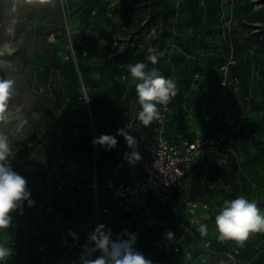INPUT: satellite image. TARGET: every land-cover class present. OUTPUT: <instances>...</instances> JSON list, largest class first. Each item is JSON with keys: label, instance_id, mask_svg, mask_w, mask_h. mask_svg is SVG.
Here are the masks:
<instances>
[{"label": "rangeland", "instance_id": "obj_1", "mask_svg": "<svg viewBox=\"0 0 264 264\" xmlns=\"http://www.w3.org/2000/svg\"><path fill=\"white\" fill-rule=\"evenodd\" d=\"M149 46L164 52L155 67L179 91L171 100L177 109L169 115L168 134L177 137L176 125L190 117L225 135L217 149L227 159H212V171L247 195L257 189L253 197L264 212V0H0V76L15 81L11 115L0 132L24 152L35 151L40 165L55 150L89 162L91 141L110 134L117 147L98 145L99 164L131 175L136 168L124 154L133 149L117 130H134L137 142L144 125L124 66L147 63ZM18 116L28 121L23 129ZM107 192L99 190L102 203ZM94 197L91 191L78 198L74 209L88 223ZM193 207L189 211L199 206ZM111 216L121 219L122 213L112 209L104 222ZM9 233L10 226L0 230V244L15 249ZM252 250L241 264H264V233Z\"/></svg>", "mask_w": 264, "mask_h": 264}, {"label": "built area", "instance_id": "obj_2", "mask_svg": "<svg viewBox=\"0 0 264 264\" xmlns=\"http://www.w3.org/2000/svg\"><path fill=\"white\" fill-rule=\"evenodd\" d=\"M159 111V118L154 120V125L147 126V130L158 137L157 143L151 149V158L144 164V176L131 180L117 181L108 174L107 169H99V147L93 143L92 150L87 156L89 162L82 160L83 156L78 154L77 157L86 163L85 172L74 181L69 180L60 167L66 158L54 156L46 164L40 165L23 159L19 148L12 144L11 166L14 171L30 178L36 174L45 175V186L31 184L27 180V187L29 185L28 190L31 193L29 199L32 203L25 201V204L31 210L33 220L51 229L56 235L62 252L60 255L66 259L57 264H82L81 249L87 242L88 235H82L78 239L72 238L66 228L63 212L54 203L55 195L59 193L68 204L76 207L74 196L88 189L95 195L91 199V206L96 225L103 224L106 229H111L113 238L124 230L136 233L135 247L148 259H152L156 253L173 256L190 254L191 250L189 251L182 243L184 236L171 240L167 238L166 233L171 230L173 221L161 213L160 206L171 200L175 188L192 168L195 158L206 148L221 146L225 142V135L211 133L199 135L192 140L181 134L172 137L167 131V121L172 113L170 103L167 110L159 106ZM50 165L53 166L49 168ZM101 174L107 176L105 185L99 179ZM103 186L109 190L110 198L106 203H102L99 196V190ZM112 209L122 210L124 214L121 219L111 216L105 223L104 216ZM188 222L187 228H194L201 223V217L193 213ZM20 225L21 221L13 217L10 226L14 231H17ZM17 242L18 239L15 237L12 245H17ZM47 247L48 244L42 243L38 248L40 258L43 260L47 259ZM229 255L232 260L237 261L239 250Z\"/></svg>", "mask_w": 264, "mask_h": 264}, {"label": "crops", "instance_id": "obj_3", "mask_svg": "<svg viewBox=\"0 0 264 264\" xmlns=\"http://www.w3.org/2000/svg\"><path fill=\"white\" fill-rule=\"evenodd\" d=\"M177 107H179V105ZM185 108H187V106ZM172 109L177 108L172 106ZM173 111L175 112V110ZM180 130L181 133H179ZM211 131L209 125H194V122L188 117L181 125H176L174 134L179 133L192 140L199 135L211 134ZM134 133L135 131L133 130L132 135ZM157 137L156 134L148 132L147 126L138 130L137 146L141 150L140 156L142 157V162L134 163L133 166L136 168V171L134 170L135 172L131 173V175L125 174V170H123V173L120 172L119 175H116L114 172L110 173L109 166H101L100 164L99 169H107L108 174L113 176L117 181L131 180L144 176V164L151 158V149L157 143ZM99 154L101 160L102 153L100 148ZM68 156H70L69 153L66 154L65 152L58 151L57 157L66 158L62 165H60L63 173L69 180L74 181L78 176L85 172L86 163L82 160H75L77 157L76 155L74 156V160ZM214 158L225 161L227 156H225L224 152L218 151L217 148H206L202 154L195 158L192 168L187 171V175L175 188L171 200L167 204L160 206L161 213L164 216L170 217L173 221L170 230V232L173 233L172 238L178 239L179 237L184 236L182 243L187 249H189V251L191 250L190 254L173 256L156 253L153 254L152 259H150L153 261V264H241L242 257L252 253V249L258 246L262 232L250 233L248 239L244 241L242 246L238 245L237 242L233 240L219 241V234L215 226V216L222 208L224 200L234 199L239 195H243L250 201L256 202L259 208L260 206L257 197H253V194H257V189L253 190V188L250 187L247 195V191H240L238 188H235L231 181L220 183L223 175L214 173L210 166V161ZM122 168H124V166H122ZM100 176L102 177L101 183L105 185L107 176L105 174H101ZM25 179L28 180V182L30 181L31 184H36L38 186H45L46 184L45 175L43 173L36 174L31 178L26 176ZM41 180L43 181L42 183L40 182ZM27 188H29V185ZM102 188L108 190L105 186ZM194 190L198 191L196 201L191 199ZM58 194L59 193H56L55 195L54 203L64 214L67 230L70 231V233H75L78 238L82 235H89L92 233L97 227L96 222L94 221V215L91 214L92 223H88L85 219H81L78 213L74 210L77 206L72 207L67 201H63L64 199H60ZM90 196L91 189L76 194L74 196L76 205L78 198H87ZM109 198L108 190L106 193V201H104V203L108 202ZM64 203L68 208H65ZM153 204L156 205V203ZM193 205H198L199 207L195 211H189V208L194 209ZM115 210L118 211L117 209ZM68 211L75 214L73 223L71 222V215L70 213L68 214ZM120 211L123 216V211ZM193 213H196L201 217L200 224L207 225L206 234H201V232L198 231L200 224L195 225L194 228H187L189 223L188 220L193 216ZM32 215L31 210L27 208L25 202L21 208H18L11 213L12 218L16 217L21 221V225L17 231H14V234H8L11 243L13 239L17 237L18 244L15 249H12L13 254L7 259L6 264H57L64 262L66 259L60 255L62 254L61 248L58 245V239L54 232L39 222H35ZM72 238L76 239L73 236ZM42 243L48 244V247L46 248L47 259L45 260L40 258V252L38 249L39 245ZM20 247L23 249H20ZM236 250H239L237 261L232 260L229 255L234 254ZM53 260H55V263H50Z\"/></svg>", "mask_w": 264, "mask_h": 264}, {"label": "clouds", "instance_id": "obj_4", "mask_svg": "<svg viewBox=\"0 0 264 264\" xmlns=\"http://www.w3.org/2000/svg\"><path fill=\"white\" fill-rule=\"evenodd\" d=\"M7 47V45H6ZM164 52L155 47L147 48L146 61H140L125 65L135 87L139 111L137 119L149 126L159 118L158 105L167 110V105L177 94V83L173 78L165 77L155 67ZM3 63V62H0ZM149 65H152L149 67ZM15 81L11 78L0 76V122L9 119V101L15 92ZM18 129H23L28 121L17 117ZM117 135L123 136L130 153H125L124 158L130 164L141 159L136 150L137 142L125 128L117 130ZM93 145H99L106 150L117 147L118 140L110 134H101L94 138ZM12 143L9 137L0 132V230L8 229L11 222V213L21 208L25 201L30 204V191L27 188V180L13 170L11 166ZM215 226L219 241L233 240L238 245H243L254 232L264 233V212L260 210L256 202L250 201L243 195L234 199H226L223 206L215 216ZM198 231L206 234L207 225L200 224ZM74 238L75 233H70ZM166 236L172 239L173 233L167 232ZM137 234L124 230L113 238L111 229L105 225H98L87 237V242L81 249L80 259L82 264H153L142 252L136 249ZM97 253H99L97 255ZM13 254L12 249L0 244V264H6L7 259Z\"/></svg>", "mask_w": 264, "mask_h": 264}, {"label": "trees", "instance_id": "obj_5", "mask_svg": "<svg viewBox=\"0 0 264 264\" xmlns=\"http://www.w3.org/2000/svg\"><path fill=\"white\" fill-rule=\"evenodd\" d=\"M163 37H164V35H163ZM172 103L170 102V105H171ZM171 107H172V105H171ZM158 108H159V105H158ZM172 112H173V109H172ZM172 114V113H171ZM56 142H58V140H56ZM90 147V151L92 150V143L89 145ZM19 151H20V156L23 158V159H26V160H28V161H32V162H35V163H38V159H37V155H36V153H35V151H30V152H24L22 149H20L19 148ZM57 154H58V151L57 150H55L54 151V154L51 156V157H54V156H57ZM66 204L64 203V206H65ZM57 207V206H56ZM50 263H55V260H53V261H51Z\"/></svg>", "mask_w": 264, "mask_h": 264}]
</instances>
